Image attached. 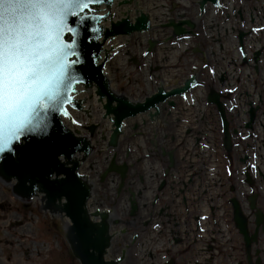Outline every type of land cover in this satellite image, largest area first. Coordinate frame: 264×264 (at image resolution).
<instances>
[{
  "label": "flooded vegetation",
  "instance_id": "obj_1",
  "mask_svg": "<svg viewBox=\"0 0 264 264\" xmlns=\"http://www.w3.org/2000/svg\"><path fill=\"white\" fill-rule=\"evenodd\" d=\"M172 24H175L173 19L169 20L167 26ZM238 42L242 43V39ZM217 44L214 46L220 47L221 51L223 46ZM203 46L193 44V52H198V48L199 53H191L181 60L183 55L179 59V63L190 62L185 71L174 67L176 57L171 62L167 61L166 53L157 55L152 68L155 71L151 74L154 75V88L159 101L154 108L139 114L143 116L130 118H140L141 126L134 125L136 121L130 126L124 125L121 134L129 133L133 140L122 148L124 160L113 156L103 164L100 172L97 165L90 166L97 168L90 174L93 182L89 183L92 201L89 205L94 218L91 220L93 229L88 231L92 235L90 264H136V260L140 261L138 264L142 261L144 264H264V172L261 174L257 169L258 156L253 148L246 157L236 158V153L240 151L238 149L249 137L252 143H256L252 131L259 115L254 116L253 109L249 107L252 104L248 109H243L238 85H233V81L225 83V78L217 74V68L208 64L199 66L197 62L203 59L201 56L190 57L199 56ZM242 47L238 45V49L235 48V54H239V64L246 61L240 53ZM197 68L225 85L209 88L208 82L211 83V80L207 82L202 74L195 75ZM235 68L240 73L238 66ZM147 78L151 79L149 75ZM231 93L234 95L226 98ZM205 108H213V111L204 112ZM164 112L168 121L177 123V135L185 136L190 145L192 152L186 158L181 153L177 156L173 148L164 150L155 144V137L167 129L165 120H162ZM237 113L245 120L241 123L242 128L234 130L229 121L233 122ZM228 114H233V117L229 119ZM198 125H207L208 133L197 137L195 134L202 132L195 131ZM214 130L218 134L217 144L203 142ZM150 133L153 135L145 142ZM226 135L230 140L229 149ZM176 138L173 136L170 140ZM118 141L108 146L110 151L117 148ZM137 148L141 150V155L136 152ZM198 151L205 162L198 161ZM136 154L138 162H144V166L154 165L153 170L147 171V176L133 174L134 165L128 161V157ZM262 156L264 158V152ZM186 160L189 162L185 176L181 177L179 172ZM130 180L132 184L128 183ZM147 180H150L149 184ZM106 182L114 185L111 190L113 197L105 196ZM200 182L204 183L199 185ZM206 183L209 185L205 186ZM244 189L247 192L244 193ZM208 190L217 192L214 202L206 197ZM142 194L146 198L140 202ZM213 203L216 207H213ZM148 208L151 212L144 218ZM156 208L157 214H152ZM6 211L3 201H0V257L3 256V247L10 250L1 229L18 226L14 221L2 226ZM12 211L16 213L13 203ZM99 228H104L101 237ZM6 233L12 236L9 231ZM0 264L11 263L0 261ZM76 264H83L82 258H78Z\"/></svg>",
  "mask_w": 264,
  "mask_h": 264
},
{
  "label": "snow or ice",
  "instance_id": "obj_2",
  "mask_svg": "<svg viewBox=\"0 0 264 264\" xmlns=\"http://www.w3.org/2000/svg\"><path fill=\"white\" fill-rule=\"evenodd\" d=\"M100 2L0 0V159L6 153L16 157L9 161L14 175L39 183L40 191L57 201L63 199L70 218L79 195L74 176L80 173L70 170L67 160L74 142L61 138L50 143L49 117H67L75 85L83 83L76 69L87 67V53L72 25L88 19Z\"/></svg>",
  "mask_w": 264,
  "mask_h": 264
},
{
  "label": "bare ground",
  "instance_id": "obj_3",
  "mask_svg": "<svg viewBox=\"0 0 264 264\" xmlns=\"http://www.w3.org/2000/svg\"><path fill=\"white\" fill-rule=\"evenodd\" d=\"M121 0H114V5L111 9V12L113 13L114 16V20L116 22H119L122 19L126 18V13L128 12V10H130L129 14H128V20L131 19H135L136 18V13L135 10L137 8V6L135 5L134 8H132L131 6H125V7H120L119 9L117 8V4L120 2ZM138 1V0H137ZM141 2L138 3V9L142 10V14L143 15H148L150 16V20H149V25L151 26V22L152 20H154L156 17L155 15L152 13L149 9H147V7L150 6H155L159 4L158 0H140ZM197 0H190V6L194 7L193 4L197 3ZM231 1V3H230ZM264 0H220L221 3V7L217 12L219 13L218 15H214L213 13L209 12V9L207 8L205 10V12L202 14V16L200 18L197 19V29L198 30L200 27H203V30L205 32V34L207 35H211L212 38L216 37V40L218 41V44L221 43V46H223V49L220 51V47H216L214 46L212 40L203 42L205 45L203 46L202 50L200 49L201 53L199 56L193 57L194 55H190L191 58H198V57H202L203 59H199L197 63H199V66H202V64H208L209 66H211L212 68H217V74L221 77L225 78V83L229 84L230 82H234L233 85L236 86V83L238 84L239 88H240V94H239V100L242 103V107L243 109H248V106L252 103H250V101L252 102V99L254 97V95L257 96V98H259V101H261V111L262 113L260 114V116L257 118L256 123L254 124V130L252 131L253 134L255 135V141L256 143H252V139H249L246 141V143L242 144L240 146V151H238L236 153V158H241L242 156L246 157L247 155H249L251 153V148H253V152H256L257 156H258V166L257 169L258 171L262 174L264 172V158L262 156V152H264V65L263 66H259L260 70V74H253L251 73V77H249L248 83L245 82V77H244V73H237L236 71V66H241L242 64H239V54L238 52L237 54V59H236V54H235V41H233V39L230 41V38L233 36V34L235 32L238 31H247L248 29L257 27L258 32L255 33L253 32L252 34L246 36L248 37L245 42L242 41V45L243 47L245 46V51L247 52V54H252L255 50L257 51V49L263 50L264 51V22H262V18H264ZM168 5H172L173 9H175L177 11V13L179 14V16L175 17L174 13L172 11L169 12V14L166 15L170 16L171 19H173L174 22H177L181 19L189 18L190 19H194L196 18L197 14H196V10L189 8V7H185L183 6V4L175 2L174 0H171V2L169 1L167 3ZM231 5V9H229V6ZM146 6V7H145ZM197 6H199L197 4ZM207 6V5H206ZM129 8V9H128ZM99 10L102 11H95L96 15H106L107 14V10L104 7H100ZM208 11V12H207ZM221 11L225 14V16H221V20L224 19L225 21L229 22V25H223L220 26L219 22L220 20V13ZM234 13H239V18L234 15ZM142 14H138V17H142ZM160 14V13H159ZM183 15V16H182ZM185 16V17H184ZM163 18V19H162ZM161 22H165L166 18L161 17ZM135 20H132L131 23H133ZM251 23H257L256 26H249V24ZM111 24V18H107V20L105 21H101L100 25L104 26L105 28H108L109 25ZM227 29H231L233 30V34L230 36V34H228V32H226ZM225 31V33H224ZM252 29L250 30L251 33ZM145 33H141V32H135L134 34H131L132 37L131 38H125V37H115L114 39H109L106 41V43L103 45L102 50H105L106 52H109V50L112 48H118L117 50L113 51L110 53V55H114L110 58L107 59L104 67H103V75L105 76V78L107 79V81L109 82V88L111 89L112 87H114L112 85V82L110 81L111 78V72L112 69L114 70V72L116 71V73L114 74L113 78H115L117 75L121 76L122 73L123 75H125L126 71L127 74L126 76H131L134 79H137V83H139L140 85L138 86V91L137 93L135 91H133L131 89V78H128L127 81L128 83L126 84V91L125 94L131 99L132 102H135L134 100H137L139 103L142 101V97H140L141 92H143V86H141V84H149L151 82H147L146 80L144 81V77H146V75H150L152 73V68L155 66L152 62L149 65V67L147 68V74L143 71L141 73L138 72V75H133V73H131L129 69H127V63L125 65H122V67H119L120 65L117 64L119 58L122 56L121 54L126 52L127 55L129 57H136L137 59H140L142 56L138 57V53L139 51H141L142 45H144V42L146 41L145 39L147 37H150L152 34H157L159 32H157L155 29H150V31L148 32V34ZM235 35V34H234ZM161 38V35H158ZM193 38H181L178 39V41H176V45H178L179 47L181 45L187 46V44H190L189 42H192L195 44V46H199V44L193 40ZM235 40V39H234ZM100 42H102V40H100ZM122 43H125L122 45ZM213 45V46H212ZM182 46V47H184ZM167 49H170V46L167 47ZM183 49V48H182ZM236 49H238V46H236ZM254 50V51H253ZM144 51H141V53ZM104 51H101V54H103ZM140 53V54H141ZM139 54V55H140ZM120 56V57H117ZM182 55V53L178 52L177 53V62H174V67H179L182 68L184 71L186 70L187 64L189 65L190 62L188 61H184L182 63H179V59L180 56ZM264 57V56H263ZM261 57V59H263L264 62V58ZM105 55H101V59L99 62H97L98 65H100L103 61H104ZM236 59V62H235ZM257 59V57H256ZM148 60L150 61V58L148 57ZM252 60H254L252 58ZM262 62V64H263ZM192 65V64H191ZM139 69H143L147 67V63L146 60L143 62L139 61ZM195 66H198L195 64ZM198 66V67H199ZM164 68V67H163ZM199 69V70H198ZM236 71V72H235ZM216 72V71H215ZM251 72V71H249ZM195 73L197 74V76H205V80L208 82L209 79L211 80V83H209V88L210 87H214V88H219L220 85L218 82H216L214 79H212L210 77V75L205 74L200 68L195 69ZM175 74V73H174ZM216 74V77H217ZM222 74V75H221ZM184 75V74H183ZM252 84V87L250 85ZM225 84H223L222 86H224ZM224 88H230V87H224ZM82 90V86H76L75 87V92H79ZM156 90V88H155ZM216 90V89H214ZM154 88L153 90L150 91H146L145 92V96L151 95L154 92ZM94 88H92L90 91H84L82 94L78 95V94H72V98L75 97V100H84L85 98H87V100L81 104V107H83V110H88L89 112H91V116H93V121H90L89 118L87 117V124H94V123H99V120H101V116L99 117V113L103 114V110L101 105H94L92 103V101L88 100V97H92L93 93H94ZM114 95L118 96L115 92H112ZM139 95V97H137L135 99V95L136 94ZM208 94V92L206 93ZM78 95V96H77ZM230 95H234L233 93L231 94H227L226 98H228ZM213 98L216 96H212ZM96 99L98 98H95ZM250 103V104H249ZM101 104L104 105V100H101ZM248 104V105H247ZM200 106V105H199ZM100 108V111L98 112L97 110ZM68 115L73 118L74 120H76L77 122H81L79 120V117H83L84 114L82 112H75L74 110L70 109V108H66ZM212 112L213 108H205L204 112ZM170 116V115H169ZM227 117L229 119H231L233 117V114H228ZM234 119L233 122L229 121V124L231 126L232 129H236L238 130L239 128L243 127V124L241 125L242 121H244L245 119L241 118V115H239L238 113L236 115H234ZM166 116V112L163 113L162 115V120H165V124L167 125V129H164L162 133H159L157 137H155V144L158 146V148H162L164 150H169V149H175L176 151V155L178 156L179 153H181L183 155L184 158H186L188 155H190V153L192 152V150L190 149V145L186 142V137L182 136V135H177V123H171L170 121H168ZM62 124L63 126L69 130L72 133H75V135L77 137H82L81 136V131L78 130L80 128V126L70 123L69 121H67V119H62ZM134 120H128L126 123L127 125L130 126V124L133 123ZM82 124V123H80ZM84 126V125H83ZM100 128L99 130H96L97 132V137L93 138V140H91L93 148L95 149L93 151L94 155L97 157V159H92L91 157H89L88 159H86V163L85 166L83 168L82 164L79 170V173L82 174H86V178L90 181H92L90 174H92V171L97 170V168L93 169L92 167H90L92 164L97 165L99 169V172L104 168L102 167L103 164L106 163V161H108L111 157L113 156H117L120 157L118 158V160H124L123 157V146L124 145H128L130 144L133 140H131V137L129 136V133H127L125 131V133H127L126 135L122 134V138L119 139L118 141V146L117 148H115V150L110 151L109 149L107 151H105L104 153H102L104 151L105 148V141L103 142V140H99L98 137H104L110 134V125L108 123V120L105 121L103 120L102 122H100V124L98 125ZM211 129V128H210ZM202 132H198L195 135L198 137L203 133H208V127L207 125H204V127L202 125H198L197 128L195 129V131H201ZM153 135V133L148 134V136L146 137V141L147 142L151 136ZM177 137L175 140L171 141L170 137ZM108 137V136H107ZM154 138V137H153ZM209 140V141H208ZM217 140H218V134L216 133V130H214L212 132V135H210V137H208V135L205 137V140L203 142L208 143L210 142L212 145L217 144ZM237 140V139H235ZM252 143V144H251ZM179 144V145H178ZM251 144V146H250ZM194 146V145H193ZM247 147V149H246ZM198 150V147H197ZM136 152L139 153V155H141V150H139L137 148ZM98 153H102L100 156ZM199 159L198 161H203L204 160V156H202L199 151ZM138 155H134L133 157H128V161L130 163H132L134 165L133 168V174L135 175H146L149 174L147 173L148 170H153L152 164L144 166V162H138ZM78 158H82V154L78 153ZM77 159V153L73 156V160ZM81 161V160H80ZM80 161H78L77 163H79ZM189 160H186L183 162V167L179 172V175H181V177L185 176V169L187 168V164H188ZM139 163V164H136ZM206 170V169H205ZM198 173H201L200 170H198ZM207 173V172H206ZM83 175V177H84ZM154 176L156 178V174L154 173ZM129 180V179H128ZM93 182V181H92ZM132 180H130L128 183L132 184ZM12 184H14V182H11ZM147 183H150V180H147ZM204 182H200L199 185H202ZM107 190L105 192V196L106 197H113V195L111 194V190L114 187V185H110L109 183H107ZM209 183H206L205 186H208ZM143 187H146L145 185ZM244 193L247 192L245 189L243 191ZM217 196V192L216 191H209L208 190V195L206 197H210L213 202L215 201V198ZM38 197H42L41 195H38ZM146 198L145 194L140 195V202L144 201ZM205 199V198H204ZM90 202L92 203V201L90 200L87 203V210H88V214L93 215L92 209L90 208ZM163 204L165 205L166 202L163 201ZM213 207H216V204L213 203ZM158 208V207H157ZM153 210L152 214H157L156 210ZM103 210V208H102ZM145 214H144V218L149 216V213L151 212V210L148 208L147 210H145ZM120 214V212L118 211V215ZM143 215V214H142ZM90 220H93V216L89 217ZM67 220V219H66ZM68 221V220H67ZM139 222H141V219L139 220ZM145 249L147 247H144ZM156 259V258H155ZM138 263L140 262L139 260H136ZM158 261V260H157ZM137 262L134 261V263L138 264ZM141 264H144V262L142 261ZM156 264H158V262H156Z\"/></svg>",
  "mask_w": 264,
  "mask_h": 264
},
{
  "label": "rangeland",
  "instance_id": "obj_4",
  "mask_svg": "<svg viewBox=\"0 0 264 264\" xmlns=\"http://www.w3.org/2000/svg\"><path fill=\"white\" fill-rule=\"evenodd\" d=\"M121 1H123V0H121ZM125 1H127V0H125ZM158 1H159L158 5L147 7V9H149L151 11V14L153 13L155 15L156 18L154 20H152L151 26L153 27V29H155L159 33L152 34L150 37H147L145 39L146 41L144 42V45H142V48H141V51H144V52L141 53V51H139V53L137 55L138 57H140V56H142V57L140 59H137L136 57H129L126 52H124L121 57L117 55V57H120L118 62H117V64L120 65L119 67H122V65H125L127 63L128 64L127 69L131 70L130 72L133 73L132 76L138 75V72H140L141 70H142L141 73L143 71L145 72L147 70V68L149 67V65L151 64V62L153 64L155 63L156 57L160 53H166L168 55L167 61H171V62L175 60V57L177 58L178 52L179 53L181 52L184 55V56L183 55L180 56V58L183 56L181 60L188 58L189 54H191V53H194V54L199 53L198 48H196L198 50V52H193V49L195 47H192L194 44L192 42H189L190 44H187V46L181 45L179 47L178 45H176V41H178V39L186 38V37L191 39L194 37L193 40H195L198 44H204L203 42H206L209 40H212L214 45H216V43H218V41L216 40L217 35L215 36V38H212L211 35L205 34L203 27H200L198 30H196L197 26L195 27L196 35L195 34H188L186 37H177V38L174 37V38H172V36H171L172 30H170V28L160 27V26H158V24H168L169 20H172L170 16L166 17V15L169 14L170 11H172L174 13L175 17L179 16L180 13L178 14L177 11L175 9H173L172 5L167 4L169 1L171 2V0H158ZM174 1L183 4V6H185V7L195 9L196 14H198V12H199V10H198L199 7L197 6V3H194L193 4L194 7H192V6H190V0H174ZM140 2L141 1L138 0V3H140ZM230 3H231V1H230ZM113 5H114V0H113L112 7H113ZM135 5L137 6V0L132 1L130 4V6L132 8H134ZM219 5H221L220 0H219ZM116 6L118 9L120 8V7H118L119 3ZM125 6L128 7L129 4H126L122 7H125ZM100 7L106 8L104 4H101ZM207 8L208 9L210 8L209 12L213 13L215 16L219 14L217 11L220 8L213 9V7L210 5H207L204 7L203 13L205 12V10ZM229 9H231V5L229 6ZM220 14H221L220 15V20H221V16H225V14L222 11ZM94 15H96V14H94ZM234 15L236 16V18L237 17L239 18V13H234ZM161 17L166 18V21L161 22V19H160ZM150 19L151 18L149 16V20ZM188 19L189 18H184V20H181V21H185ZM101 21H104V20H101ZM261 21L264 22V18H262ZM134 23H135V21L133 22V24ZM219 24H220V26L229 25V22L222 19L219 22ZM256 24L257 23H251V24H249V26H251V25L256 26ZM110 26H111V24L109 25L108 28H110ZM251 29H252V31L250 33ZM251 29H248L247 31L235 32L234 33L235 35L233 34V30H231V29L226 30V32H228V34H230V36L233 34V36L230 38V41L232 39H233V41H235L236 45L234 47V50H235L236 46L242 45L241 43L238 44L239 43L238 42L239 35H242V41L245 42V40L248 38L246 36L252 34L253 32H255V33L258 32L257 27H254ZM184 30H186V32L192 31L191 28L187 25H184ZM149 31H150V29L147 31L146 34H148ZM224 33H225V31H224ZM158 35H161V38ZM124 37L125 38H131L132 35L124 36ZM100 39H104V36H101ZM99 40L97 41V43H100ZM150 41L154 42L155 45L152 49L149 50L148 49V43ZM123 44H125V43H122V45ZM168 46H170V49H167ZM182 46L185 47V50ZM190 46L192 48H190ZM244 48H245V46L242 47V51L246 55V61H244L242 63V65L239 66L238 69H239L240 73H242V72L244 73V77L246 78L245 82L248 83L249 77H251V75H252L251 73H253V74L259 73L260 74L261 69H259V66L264 65L263 59H261V57L264 56V51L260 50V49H257V51L253 50L254 52L252 54L257 53V61H255L256 62L255 63L254 61L251 60L252 54H247V52L245 51ZM146 51H148V53ZM145 53H147V55H145ZM148 57L150 58V61L148 60ZM145 58H146L147 67L143 68V69H139V66H138L139 61L143 62V61H145ZM262 62H263V64H262ZM96 66H98V65L96 64ZM114 70L112 69V72L110 75L111 76V78H110L111 82L113 79V83H112V85L114 86L113 89H116L117 91L122 90V93H125L126 84L128 83L127 79L131 78V81H130L131 82V89L137 93L138 86L140 85L139 83H137V79H134L130 75L126 76L127 71H126L125 75H123V73H122L121 76L117 75L115 78H113ZM154 71H155V69H152V72H154ZM249 71H251V72H249ZM147 75H146V77H144L143 80L144 81L146 80L147 82H151V83H150V85L146 84V83L141 84V86H143V92H141L140 97H142V98L145 97L146 91L153 90V88H154V84H153V83H155L153 81L154 75L153 74L149 75V77L151 79H148ZM163 80L166 83V77H164ZM236 85H238V84L236 83ZM76 86H81V85L76 84L75 87ZM250 86L252 87V84ZM238 93L240 94V88L238 89ZM124 95H126V94H124ZM93 97L96 98L95 93H93L92 97L91 96L88 97V100L92 101V103L94 105L95 104L98 105V100L96 99V102H93V101H95V99ZM137 97H139V95L136 94L135 99ZM250 103H252V105H253L252 107L251 106H249V107L253 109L254 116H257V114L260 116L262 111H261V107H260L261 101H259V98H257L256 95H254L252 102L250 101ZM71 109L74 110L75 112L80 113V111L74 107H71ZM97 111L99 112L100 108ZM100 116L103 118L104 114L99 113V117ZM83 117H81V116L79 117V120L81 121L80 123H82V125H84L85 127L92 125V124H87V121H86L87 117H85V118H83ZM91 118H93V116H91ZM134 121H136V122H134V125L137 124L138 126H141L142 122H141L140 118H137ZM69 122L72 123L71 121H69ZM94 124H97V123H94ZM99 128L100 127L98 126L96 128V130H99ZM78 130H80L83 135L86 134V137L89 136L87 133V130L85 128L80 127ZM96 130L93 133L94 135L92 134L93 138L97 137ZM130 130H131V128H130ZM98 138L100 141L103 140V137L102 138L98 137ZM106 143L108 144V142H106ZM149 148L151 150L152 147L150 146ZM109 150H111V149H109ZM90 157L94 160L97 159V157L94 155L93 152H92ZM104 171L106 172V170H104ZM101 176L102 175H100V179H101ZM9 186L13 187L14 185L9 183ZM12 198L13 197L11 196V194H9L5 189H3L0 186V201L1 202L3 201L4 207L7 208V211L5 212L6 218H5V220H2V226L8 224L9 221H14L18 225V226L14 225L13 227H3L2 228V230L7 229L12 234V236L7 235V234H3L5 236V239L8 240V243L10 244V247H9L10 250H8V248H4V247L2 248L3 256L0 257V261L3 263H11V264H76L75 261L70 258V254L67 251L68 249H66L67 248L66 244L62 243L63 239H62L61 235H59L60 236L59 237L55 232H53V228L54 229H56V228L53 225H52V227H50L49 224H51V223H48L47 226L42 224V223H46V218H45V216L39 214L36 203L39 206H41L42 204H40V202L38 200H34V201H30L29 205L24 209L19 207V205H18L20 212L15 214V213H13V211L11 212V208H12L11 199ZM47 215H48V218L52 220V216L51 215L49 216V214H47ZM53 216L55 218H57L56 214H53ZM16 221H18V222H16ZM19 225H21V226H19ZM45 234H46L47 240L44 238ZM33 239H34V241H33Z\"/></svg>",
  "mask_w": 264,
  "mask_h": 264
},
{
  "label": "water",
  "instance_id": "obj_5",
  "mask_svg": "<svg viewBox=\"0 0 264 264\" xmlns=\"http://www.w3.org/2000/svg\"><path fill=\"white\" fill-rule=\"evenodd\" d=\"M132 1H134V0H127V1L123 0V1H120L118 7H122V6L126 5V4H129V6H130ZM200 1L201 0H197L196 1L198 5L200 4ZM204 1H206V0H204ZM211 1L213 3H217V0H211ZM109 2H110V0H101V2L99 4L100 5H101V3L108 4ZM100 5L97 4V6H92V11H91L92 13H90L91 16L88 15V19L84 20L83 22L76 21L72 25L73 27H76L78 29L79 33H80L81 51L87 53V57H86L87 67L85 68L83 65H79V66H77V69H76V74L80 77V79L83 81L84 84H77V85H81L82 86V90L79 91V92H74V94L80 95L84 91H90L94 87H95L94 88V91H95L96 88L98 87L97 95L101 99L103 97H106L108 105L107 106L102 105L101 101H98V104L101 105L102 110H103V106H104V109L106 110L107 114H110V113L114 114V116L116 118V126H117V129H118V124H119V121H120V119L122 117H124V116H132V115H134V114H136V113H138L140 111L146 110L153 102H156L158 100L157 99L158 97L154 96L151 99H148L146 101V103H147L146 105H140L139 104L137 106H132V105L128 104L127 101L118 100V102H119L118 106L116 108H112L110 104L115 99L108 92L109 82L107 81L105 76L104 77L102 76V73H101V68L102 67L100 66V67L96 68L97 66L94 65L95 64V60L93 58V55L96 54V56H97L98 53H99V50H100V53H99L100 56L98 57V61L97 62L100 61L101 55H105L104 61L100 64V65H102L104 67L107 59L115 55V54L114 55H110V53L115 51V50H117L118 48H112L111 47L109 52H106L105 50H102V47L106 43L107 40H102L101 43H98L100 45L99 46L97 44V39L100 36H104L105 39H108L109 37H113V36L118 35V34H130L133 31L134 32H141L140 31L141 29H143L144 33H145V29L147 27H149V29H153V27L149 25V16L148 15H143L142 14V10L138 9V1H137V8L135 10L136 18L129 20L130 22L132 20H136V19L139 18L138 14H142V17L138 19L137 24L135 26H131L128 23V21L124 20L118 25H113L111 31H106L105 32L104 30H106L107 28H105L104 26L100 25L101 20H105L106 21L107 18H111V24H113V23L116 24V21L114 20L113 13L111 12L112 5H110L109 7L105 5L106 10L108 11L107 14H106L107 16L94 15L95 11H102V10H99ZM95 8H97V9H95ZM218 8H222L221 5H219ZM213 9H215V8L213 7ZM129 12H130V10H128V12L126 13V18L127 19H128ZM202 14H203V12L200 15H199V12H198L196 18L190 19V21H192V23H193L192 27L189 26L192 31L191 32H187V34H195L196 35L195 27H196L197 19L200 18L202 16ZM146 18H147L148 21H146ZM97 21H98V23H97ZM97 24L100 27H102L103 30L99 27L101 29L100 30L98 28ZM158 26L168 28L167 24H158ZM93 28L98 29V31L93 33L91 31V29H93ZM110 29H111V26H110V28H108V30H110ZM176 30L181 31V28H177ZM177 34H178V32H177ZM172 38H174V37H172ZM101 51H104V53L101 54ZM195 75H197V74L195 73ZM92 83H95L97 85V87H96L95 84H92ZM85 84H87V85L91 84V85L87 86ZM153 84L155 86V83H153ZM161 88H163V87H161ZM120 92H122V90ZM72 99H73V104H75V105H72V107L76 108V105H78L80 103L79 104L80 105V109H77V110H79L80 112H82L84 114L83 118L88 117L90 121H93V119L91 118V112H89L88 110H83V107H81V104H83L87 100V98H85L84 100H75V97H73ZM129 100H131V99L129 98ZM121 105H123V107H121ZM49 119H50L51 126H50V128L48 130V136L53 138L52 140H50V143H56L61 138H68L70 141L74 142L73 146H72V150H71V152L69 153V155L67 157V160L70 162L71 166L73 165L72 167H70V170H72L75 173L76 169H77V166H76V164L74 162H78L80 160L82 161L83 157L82 158H78V153H77V159L76 160L72 159L73 160L72 161L71 158H72V156L74 155V153L76 151L80 150V144L82 142L76 140L70 132H68L67 130H65L63 128V126L61 125V122H60V114H51ZM67 119L69 120V118H67ZM102 119L99 120L98 124H92V125H89L88 127L83 126L79 122H77L76 125H78V126H80L82 128H85L87 130V133H88V131L91 128H93L94 129L93 133H94V131L96 130V128L98 127L100 122H102L106 118H104L103 120ZM72 120H74V119L72 118ZM108 123L110 125V131H111L112 128H113L112 124L109 121H108ZM89 133H88V135H90V136L93 134V133L92 134H89ZM84 136L86 137V134ZM79 138H81V137H79ZM121 138H122V134H121V136L118 137V139H121ZM45 139H47V137H45ZM88 139H90V138H88ZM15 147H20V146L19 145H15ZM92 149L93 150H91V153L95 150L93 147H92ZM108 149H110V148H108L107 145H105L104 151L102 153H104ZM83 150H86L85 144H84ZM102 153H98L99 156ZM5 156H6V159H0V174H1V176L4 179H6V180L15 179L17 181L16 186L15 187L13 186V187H14L15 192L19 196H21L23 198H29V197L35 195L36 193L43 194L44 198L46 200L47 207H49V208L53 207L54 210L58 211L59 213L63 214L66 218H68L70 223H71V226H70L69 229H70V234H71V237H72V238H70L71 242H72V247H73V250L78 253V245L77 246L75 245V241L77 240L78 231H82V235H85V233H86L85 231L89 229L88 224H87V219H86V217L84 215L85 214L84 205H85L86 199L88 197L87 188L80 182L78 177L74 176V179H76L78 181L79 195H78V198H77V208H76V211L74 213V218H70L69 217V213H68V211H67V209L65 207V203H61L62 199L57 201L55 198L50 197L47 194V192L40 191L39 183H33L31 180L23 179L19 175H14L15 169L10 165L9 161H12V160L16 159V157L12 156L11 153H6ZM85 161H86V159H84V162ZM68 170H69V168L65 169V171H68ZM61 176H64V174L61 173ZM64 178H66V177H64ZM84 179H85L86 182L92 183V181L88 180L86 177H84ZM0 186L3 189H5L9 194H11V196L13 198H16L14 196V194H12L13 187L9 186V183H7L4 180H2V178H0ZM17 200L20 201L19 199H17ZM90 200H91V198L88 199L87 203ZM29 203H30V201L29 202H24V206L23 207L21 205H19V204L18 205H19V207L24 209V208H26L29 205ZM36 206L38 208L39 214L45 216V218H46V223H42V224L47 226L48 223H51L58 230V232L60 234L64 235L63 231H65V228H64L63 220H64V222H66L65 223L66 229L69 227L68 221L65 218H63V220L60 219L57 214H56L57 218H55L53 216V214H51V216H52V220H51V219L48 218L47 213H44V211L42 210V205L39 206L36 203ZM86 208H87V204H86ZM87 212H88V210H87ZM90 216H93V215L88 214V217H90ZM93 220H94V218H93ZM75 234H76V236H75ZM67 249H68V246H67ZM70 258L72 260H74L71 256H70Z\"/></svg>",
  "mask_w": 264,
  "mask_h": 264
}]
</instances>
